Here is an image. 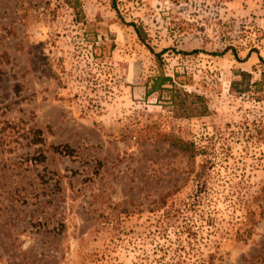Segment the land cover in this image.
<instances>
[{
  "label": "rangeland",
  "instance_id": "obj_1",
  "mask_svg": "<svg viewBox=\"0 0 264 264\" xmlns=\"http://www.w3.org/2000/svg\"><path fill=\"white\" fill-rule=\"evenodd\" d=\"M262 59L264 0H0V264H264Z\"/></svg>",
  "mask_w": 264,
  "mask_h": 264
},
{
  "label": "trees",
  "instance_id": "obj_2",
  "mask_svg": "<svg viewBox=\"0 0 264 264\" xmlns=\"http://www.w3.org/2000/svg\"><path fill=\"white\" fill-rule=\"evenodd\" d=\"M129 25L133 26L136 29V32L138 33L140 39L142 41H144L143 43H145V38L142 34L141 28L135 23H131ZM229 50H232V53L234 54L236 59L239 60L237 50L234 47H227L224 49V51H222V53H226ZM151 51H153V50H151ZM154 53L157 56L161 55V53H156V52H154ZM262 61L264 62V59H262ZM241 74L243 76H249L250 77V73H248V72L243 71V72H241ZM247 85H249V82ZM252 86H255L257 88V90H256V93H258L257 97H259V99H263L264 98V71L261 73V80L258 82L252 83ZM164 91L168 92V94L170 95V101L174 105L178 106L180 111H182L181 115H197L196 109L194 108V106H192V104L194 102H191V104H187V101H186L191 95L188 92H186L185 90H183L182 88H180L178 86L176 80L173 77L168 76L164 73L157 74L156 76H153L151 78L150 84H148V87H147V95H150V94L155 93V92H164ZM194 98H196L198 100L201 99V97L196 96V95L194 96ZM203 109H206V107L203 106ZM179 148L182 151L191 152L192 153L191 155H194V146L191 143L182 142V144H181V146H179ZM55 149L58 151L65 150L66 153H68V154H71L73 152L72 148H70L68 145H63V146L58 145V146H55Z\"/></svg>",
  "mask_w": 264,
  "mask_h": 264
}]
</instances>
